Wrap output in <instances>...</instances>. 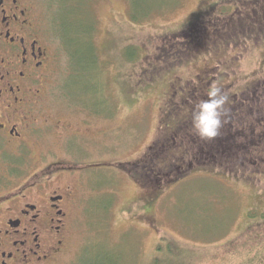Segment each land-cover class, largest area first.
I'll list each match as a JSON object with an SVG mask.
<instances>
[{
  "label": "rangeland",
  "instance_id": "1",
  "mask_svg": "<svg viewBox=\"0 0 264 264\" xmlns=\"http://www.w3.org/2000/svg\"><path fill=\"white\" fill-rule=\"evenodd\" d=\"M31 1L53 55L48 85L52 111L88 128L94 140L84 143V153L70 154L85 157L90 167L79 169L83 174L78 206L70 212L66 246L57 264H147L163 236L201 253L208 248L214 253L222 250L214 247L260 219L264 37L240 44L233 38L216 41L208 34L199 37L195 43L201 47L193 51L185 43L187 55L160 59L163 53L158 51L164 42L169 45L165 36L170 33H179L172 44L181 50L180 31L200 12L193 21V37L202 34L197 20L231 12L236 4L244 11V3L77 0L79 15L74 16L66 5L69 0ZM207 6L212 8L205 10ZM76 21L88 31L73 47L69 39H75ZM235 28L227 32L232 34ZM82 49L91 53L89 59H79ZM206 71L218 75L208 85L223 87L221 95L226 97L221 127L213 138L216 145L200 138L192 123L184 121L204 97L208 99L194 90L199 87L193 88L195 74ZM176 78L190 93L175 94L170 101L166 92ZM75 97L86 108L95 106L96 112L88 114L74 103ZM178 125L180 130L171 131ZM145 153L148 161L142 167L138 158ZM116 163L131 164L140 172L141 183L135 184ZM209 252L200 257L201 264L210 258Z\"/></svg>",
  "mask_w": 264,
  "mask_h": 264
},
{
  "label": "flooded vegetation",
  "instance_id": "2",
  "mask_svg": "<svg viewBox=\"0 0 264 264\" xmlns=\"http://www.w3.org/2000/svg\"><path fill=\"white\" fill-rule=\"evenodd\" d=\"M53 72L49 41L32 1L0 0V264H57L66 246L70 212L78 206L79 169L90 167L85 157L70 154L84 153V143H94L92 132L56 117L50 106ZM195 75L193 88H199L194 90L207 95L209 80L215 82L218 75ZM177 81L168 85L165 97L170 101L175 94L190 93ZM76 101L88 114L96 112L95 106L86 108L78 97ZM192 115L186 114L184 121L192 123ZM145 157L138 158L141 166L148 161Z\"/></svg>",
  "mask_w": 264,
  "mask_h": 264
},
{
  "label": "trees",
  "instance_id": "3",
  "mask_svg": "<svg viewBox=\"0 0 264 264\" xmlns=\"http://www.w3.org/2000/svg\"><path fill=\"white\" fill-rule=\"evenodd\" d=\"M239 3H244L243 6H246V8H241L244 11H240V8L238 9L236 4L232 7L233 10L231 12H223L214 18H211V15L208 20L200 23L197 20V25L200 26L202 34L198 37H193V35L190 34V32L193 31L195 27V22L193 23V21L201 14V12L197 14L194 17V20L191 21L192 23H187L185 29L180 31L183 38L182 40H178L177 43H181V50L180 48L177 49V46H174L175 44H172V38H174L173 40L178 38L179 33H170L168 36H165V38L167 37L166 40L169 42V45L164 42L159 48L158 51L164 55V57L161 58L163 55L160 54V59H171L172 56L181 57L183 55H187L185 43L191 45L189 51H193L196 48L201 47L195 42H197L199 37L202 35H214V40L216 41L233 38L236 40V42L241 41L240 44L244 40L249 41L250 37L256 36L262 39L264 37V0H239ZM216 4H218V2H216ZM66 5L67 8H72L71 11L69 10V14L74 12V16L79 15V1L69 0ZM211 5L213 6L214 4ZM208 8L212 7L207 6L205 10ZM77 23L79 25V22ZM73 24L76 25H72L75 39L69 40H71L73 43H71L72 46L74 44L80 45L78 42V37L80 35H85V32L88 30L86 26L80 27V25L78 26L75 22H73ZM235 25L236 32L232 34L228 33L227 30L233 28ZM59 35H62V33H59ZM84 49L88 48L86 47ZM79 55V59L82 61L91 57V53L88 50L85 51L83 49L80 50ZM116 164L126 173H128V175L131 177V180L135 184L141 183L140 172L137 169L130 168L131 164ZM160 239L161 241L155 245V254L147 264H201L200 257L208 251H210V258L204 264H264V213H261V217L258 221L251 224L249 223L235 237L229 239L223 244H220L216 248L214 247V249L222 248L221 251L217 250L214 253L210 248H208V250H204L203 253H201L197 251V249L195 250L194 247L180 244L178 241L165 238L164 236ZM114 263L115 262L111 264Z\"/></svg>",
  "mask_w": 264,
  "mask_h": 264
},
{
  "label": "clouds",
  "instance_id": "4",
  "mask_svg": "<svg viewBox=\"0 0 264 264\" xmlns=\"http://www.w3.org/2000/svg\"><path fill=\"white\" fill-rule=\"evenodd\" d=\"M208 99L198 105L192 115V127L202 139H213L218 135L221 127V115L226 97L221 95L220 89L213 86L207 92Z\"/></svg>",
  "mask_w": 264,
  "mask_h": 264
}]
</instances>
